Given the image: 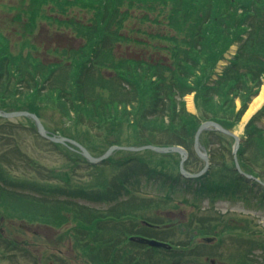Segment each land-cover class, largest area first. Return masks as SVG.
Segmentation results:
<instances>
[{
	"label": "trees",
	"instance_id": "trees-1",
	"mask_svg": "<svg viewBox=\"0 0 264 264\" xmlns=\"http://www.w3.org/2000/svg\"><path fill=\"white\" fill-rule=\"evenodd\" d=\"M16 2L5 12L14 13L9 24L17 29L8 32V29L3 31V26L0 28V109L30 111L44 121L41 104L57 91V103L71 121L89 127L108 125L111 130L117 129L123 122L136 125L141 131L160 136V140L150 144L163 147L178 145L187 149L190 156L185 168L193 173L201 162L192 150L193 137L199 124L212 120L231 130V124L239 120L264 78V0ZM83 9L90 14L87 23L85 19L81 23V33L85 34L86 46L90 47L88 54L85 52L77 65L75 62L58 66L42 64L30 43L38 24L46 21L56 25L55 29L68 28V25H72L70 21L75 19L70 17V12ZM14 34L19 37L16 46L10 40L14 39ZM233 45L238 46L235 55L222 73L216 76L214 72L218 63ZM82 46L85 47L84 44ZM99 55H103L104 59ZM96 67L99 71L110 70L109 77H96ZM83 86H86L85 90L81 91ZM97 87L107 93L105 97L102 94L94 97ZM189 93L195 94V105L204 108L203 115L196 117L186 111L181 98ZM124 94L131 96L123 98ZM88 96L93 99H88ZM236 99L242 105L233 113ZM71 112L72 116H69ZM263 115L264 109H261L248 122L238 151L243 171L256 177L259 175L251 165L258 168V160H264V127L258 125ZM46 128L51 134L56 133ZM206 133L209 134L208 138L216 139L220 146L225 141L234 142L233 138L218 132ZM30 136L38 137L31 123L26 128L8 121L0 123V215L10 218L22 214V218L29 216L30 219V216H35L40 221L54 222L55 227L66 224L68 233L65 235L72 238L59 236L57 240L70 239L74 245L77 237L83 236L82 256L93 252L96 259L104 264H167L159 256L163 254L168 258L169 255L165 253L171 254V250L131 242L134 247L131 251L137 250V255L125 260L126 253L131 252L125 245L129 237L155 233L152 227L141 225L142 221L159 228L167 227L164 220L132 215L123 209L127 197L134 195L136 199L141 198L146 189L157 192L155 198H147L146 194L144 199L148 201H164V204H172L175 209L180 205L190 207V217L202 227L203 217L212 212L209 210L203 216L199 215L202 195L209 194L204 182L192 190L187 182L191 181L192 184L194 180L185 182L184 179L185 185L172 175L169 180H163L147 169L143 160L131 158L125 161V173L115 180L114 192L109 194L106 189L97 195V199L104 203L113 201L108 204L111 209L128 215L110 217L107 209L96 211L79 203L78 200L86 197L92 199L93 196L82 187L72 185L67 167V170L63 166L59 171L51 170L49 179L44 178L45 172L35 165L36 160L31 161L27 155L30 148L27 137ZM67 137L94 154L82 140ZM40 139L51 148L58 147ZM119 142L120 139L116 138L108 147ZM202 145L211 158L216 157L207 139H202ZM227 149L232 159L231 148ZM76 158L70 157V161H76ZM24 161L31 172L42 177L41 181H17L10 177L8 169H20ZM232 163L230 169L236 174ZM177 169L176 177H181L179 167ZM49 181H62L65 185L55 186ZM258 187L262 190L261 186ZM226 189H230V186H226ZM255 189L249 190L254 197L252 191ZM217 192L213 189L208 196L211 203L219 199ZM258 193L259 190L256 198ZM189 195L192 198H188ZM260 199L264 200V190ZM263 204L262 201L259 206L263 208ZM190 226L188 224L186 228ZM104 227H123L128 232L118 240L116 236H105L107 230ZM0 238L9 251L17 247V258L31 257L32 253L27 247ZM195 253L190 248L188 253L183 251L179 254L187 256Z\"/></svg>",
	"mask_w": 264,
	"mask_h": 264
},
{
	"label": "rangeland",
	"instance_id": "rangeland-1",
	"mask_svg": "<svg viewBox=\"0 0 264 264\" xmlns=\"http://www.w3.org/2000/svg\"><path fill=\"white\" fill-rule=\"evenodd\" d=\"M15 3L16 0H0V20L2 21L0 22V28L3 26V31L8 29V32H11L17 29L15 26H11L8 20L3 18V16L10 18L14 13L2 11L4 8H11ZM69 15L75 19L70 21L72 25H68V28L61 27L60 29H55L57 26L51 22V24L46 21L40 22L35 35L30 38V43L36 49V55L42 64L58 66L67 62H75L77 65L81 62L84 53L88 54L90 47L86 46L85 34L81 33V30H83L81 23H83L84 19L87 23L90 14L88 15V12L83 9L81 11L70 12ZM20 31L22 33L21 29ZM10 40L16 46L19 37L14 34V39L11 38ZM83 44L85 45L84 48ZM236 48V45L232 46L229 54H234ZM99 56L104 59L103 55ZM216 70L218 74L222 73L220 72L221 68H216ZM109 71L106 69L99 71L96 67L94 73L96 77L100 76L102 78V76L109 77L111 73ZM11 85L15 84H9V86ZM85 87H81L80 90L84 91ZM263 87L264 81L262 86H260L258 94ZM95 94L94 97L97 94H102L105 97L104 94L107 93L97 87ZM125 94L123 98L131 96H126ZM189 97H193L194 100L195 94L186 96L184 99L187 112L196 117L203 115L205 112L203 107H190ZM89 98L91 97L88 96ZM253 99L247 104L246 109ZM57 102V91H54L52 96L45 103L41 104L45 126L55 130L56 134H64L71 138L82 140L89 149L94 151L93 155H99L116 138L120 139L119 143L122 145L146 143V141H149L148 144H150L151 142L160 140V136L151 135L148 131H141L136 125H130L126 122H123L120 127L114 130H111L108 125L89 127L76 124L75 121H71L61 111ZM240 105L242 103L236 99L233 113L240 108ZM261 106L264 109V102ZM231 115L234 116V114ZM243 115L239 117L237 122L231 124L233 126L231 129L236 131L239 136H244V129L238 131ZM69 116H72V112ZM261 121L260 126L264 127V115ZM1 122L3 120L0 119ZM14 122L27 123L22 118L15 119ZM27 124L30 126V123ZM208 135L205 133L202 138L207 139V143L211 145L214 154H216L215 158L210 157V170L206 176L198 181H193L192 184L190 183L191 181H185L191 185L192 190L199 187L202 182H204L205 186H208L207 192L209 194H203V199L200 200L201 212L199 215L203 216V213L209 210H212V212L203 217L205 219L203 227L190 217V207L180 205L178 209H175L172 204H164V201H161L162 203L159 201H148L147 198L157 193L151 189L144 190L149 194V197L146 199H140L139 197L136 199L134 195L129 199H125L126 204L123 206L125 207L123 209L132 215H143L145 218L152 220L161 219L166 221L167 227L160 228L158 231L155 229L157 232L152 233V237L147 236L150 238L155 237L156 240H162L171 244V254L165 253L169 257L167 258L163 254L159 256L165 259L164 263L174 264V260L180 258L177 264H264V207L261 208L259 206L262 204V201L264 202V200L260 199L262 191H259L258 198H256L259 187L252 182L247 184L243 180H238L239 177L230 169L232 159L229 149L226 150V148H232L233 143L225 141L220 146L216 139L208 138ZM38 137H27L31 142L30 146L33 145V147L28 149L27 155L31 161L36 160L35 165L45 172V177L49 179L51 170L59 171L61 166L65 170L68 169L72 185L82 187V189H85L93 196L92 199L83 198L81 202L87 203L96 211L107 209L110 217L111 215L121 217V214L128 217V215L124 212L115 211V208L111 209L108 204L113 203V201L104 203L97 199V195L106 191V189L109 194L114 192L115 180L123 175L127 169L126 160L128 161L131 158L139 161L143 160L147 165V169L154 171L161 179L169 180L172 175L185 185L182 177H176L178 175L177 168L179 163V156L177 154H157L149 151L141 153L120 151L112 155L111 160L102 165L88 166L86 161L78 156L80 154L77 151L63 145L51 148V146L42 143L40 137ZM188 141H190V138H188ZM222 153H226V155ZM70 157H77L76 161L74 159L70 161ZM261 162H264V160H258V168H255L254 165H251V167L259 175V178L264 181V164ZM202 166V162L198 163L196 171L198 172ZM260 170L263 171L260 173ZM8 173L12 179L17 181H41L42 179V177L35 175L28 169V164L25 161L20 165V169L19 167L9 168ZM50 182L55 186L65 185L62 181ZM226 186H230V189H226ZM213 189L218 191L217 196L220 198L214 204L210 202V198L208 197L210 193H213ZM251 189H255L252 191L255 194V198L250 193L251 191H249ZM120 198L124 200L123 196ZM188 198H192V195H189ZM19 216L13 215L10 218L4 216L5 219L2 222L0 220L1 237L19 246L25 242L26 247L34 255L33 257L23 256V258H17L18 252H16V248L9 251L6 249L7 244L0 238V264H49V262L51 264H104L96 259L93 252L82 256V248L85 243V240H82L83 236H78L74 245H72V240L66 238H63L62 241H57L59 236H67L65 235L66 232L68 233V226L66 224L55 227L50 221H31L22 218V214H19ZM188 224L191 226L186 228ZM104 229L107 230L105 236H116L118 240L123 236V233L128 232L123 227H117V229L104 227ZM67 237L72 238L71 236ZM210 237L214 238L213 242L207 243L204 241V238ZM86 238L84 237V239ZM182 244L188 245L183 246ZM125 245L128 247V251L134 248L130 242H125ZM190 248H193L196 252L194 255L183 256L179 254L183 251L188 253ZM136 251L126 253L125 260L129 256L133 257L137 255ZM42 253L53 256L52 258L55 260H52L48 256L43 258Z\"/></svg>",
	"mask_w": 264,
	"mask_h": 264
},
{
	"label": "water",
	"instance_id": "water-1",
	"mask_svg": "<svg viewBox=\"0 0 264 264\" xmlns=\"http://www.w3.org/2000/svg\"><path fill=\"white\" fill-rule=\"evenodd\" d=\"M27 117L30 118L34 121L36 128H37V132L45 139L51 141V142H55V143H64V142H69L74 144L76 147L79 148V150L81 151L82 155L87 159V161L91 164H97L100 163L104 160H106L114 151H118V150H124V151H132V152H139V151H143V150H152L158 153H178L181 156V161H180V172L182 174V176H184L185 178H189V179H195L198 177H201L203 174L206 173V171L209 169V158L205 152V150L200 146L199 143V137L200 135L205 132L206 130L212 129V130H217L220 131L224 134H227L231 137H233L235 139V143L233 146V157H234V162H235V166H236V170L244 175L245 177L252 179L253 177L250 175H247L245 173H243L239 167L238 164V160H237V151L239 149V144L241 142V139L235 134L232 133L230 131L225 130L224 128H222L219 124H217L216 122L213 121H207V122H203L198 130L196 131L195 137H194V151L197 154V156L203 160L204 162V168L196 173V174H192L189 172H186L184 170V163L188 157V153L185 149L179 147V146H171V147H158V146H152V145H146V146H141V147H119V146H111L104 154H102L99 157H93L89 154V152L83 148L82 146H80L79 144L70 141L66 138L63 137H52L49 136L44 128V126L42 125V123L40 122L39 118L34 115L31 114L29 112H11V113H5V112H1L0 111V117L3 118H17V117ZM256 180V179H255ZM213 240V238H208L206 239L207 242H211ZM130 241L132 242H136L138 244H142V245H148L150 247H154V248H164V249H170V246L164 242H160V241H156V240H152V239H147V238H141V237H132L130 238ZM178 260L176 259L174 261L175 264H177Z\"/></svg>",
	"mask_w": 264,
	"mask_h": 264
},
{
	"label": "bare ground",
	"instance_id": "bare-ground-1",
	"mask_svg": "<svg viewBox=\"0 0 264 264\" xmlns=\"http://www.w3.org/2000/svg\"><path fill=\"white\" fill-rule=\"evenodd\" d=\"M189 100V105L190 107H194L193 106V102L191 98H188ZM264 102V87L261 89L260 93L258 94V96H256L253 101L251 102V104L249 105L247 111L245 112V114L243 115L241 124L239 126V130L238 131H242L243 126L245 124V122L250 118V116L255 113L258 108L262 105V103ZM103 163H105L104 161H102L101 163H99V165H102Z\"/></svg>",
	"mask_w": 264,
	"mask_h": 264
}]
</instances>
